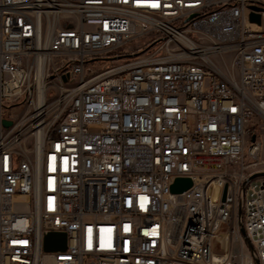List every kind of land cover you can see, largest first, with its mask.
<instances>
[{"label":"built area","instance_id":"1","mask_svg":"<svg viewBox=\"0 0 264 264\" xmlns=\"http://www.w3.org/2000/svg\"><path fill=\"white\" fill-rule=\"evenodd\" d=\"M256 117L264 0H0V264H264Z\"/></svg>","mask_w":264,"mask_h":264},{"label":"water","instance_id":"2","mask_svg":"<svg viewBox=\"0 0 264 264\" xmlns=\"http://www.w3.org/2000/svg\"><path fill=\"white\" fill-rule=\"evenodd\" d=\"M252 21H256L257 23L261 22L260 15H252ZM4 126L9 127L11 126V121L4 120ZM255 141V137L252 139ZM192 186V182L190 179L181 178L177 179L175 183L172 185V192L181 193ZM67 246V236L63 232H48L45 234L44 238V249L46 251H61L65 250Z\"/></svg>","mask_w":264,"mask_h":264},{"label":"rangeland","instance_id":"3","mask_svg":"<svg viewBox=\"0 0 264 264\" xmlns=\"http://www.w3.org/2000/svg\"><path fill=\"white\" fill-rule=\"evenodd\" d=\"M252 128L255 135L257 136V141L262 143L261 157L264 159V119L261 117H256L252 124ZM252 141L250 140L249 145L253 144Z\"/></svg>","mask_w":264,"mask_h":264}]
</instances>
